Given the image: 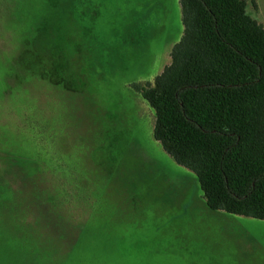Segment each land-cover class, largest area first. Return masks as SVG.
<instances>
[{"label":"rangeland","instance_id":"rangeland-1","mask_svg":"<svg viewBox=\"0 0 264 264\" xmlns=\"http://www.w3.org/2000/svg\"><path fill=\"white\" fill-rule=\"evenodd\" d=\"M264 29V0H246ZM178 0H0V264H264L152 137Z\"/></svg>","mask_w":264,"mask_h":264},{"label":"trees","instance_id":"trees-1","mask_svg":"<svg viewBox=\"0 0 264 264\" xmlns=\"http://www.w3.org/2000/svg\"><path fill=\"white\" fill-rule=\"evenodd\" d=\"M181 36L151 83L152 137L211 211L264 220V29L246 0H178Z\"/></svg>","mask_w":264,"mask_h":264}]
</instances>
